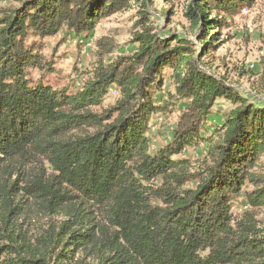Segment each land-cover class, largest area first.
<instances>
[{
    "label": "trees",
    "instance_id": "1",
    "mask_svg": "<svg viewBox=\"0 0 264 264\" xmlns=\"http://www.w3.org/2000/svg\"><path fill=\"white\" fill-rule=\"evenodd\" d=\"M151 1L26 0L0 9V264H49L54 246L63 259L52 264H264L255 215L231 213L246 184L255 187L245 193L248 205L264 206V180L254 171L264 157V104L200 67L227 19L256 0H190L185 15L202 46L196 58L190 41L160 38L144 22L133 34L132 61L104 63L115 43L96 40L99 62L75 92L31 77L53 71L45 39L63 26L87 36L131 3L145 18ZM164 68L172 70L168 96L180 101L181 114L169 143L151 153L148 122L161 108L151 88H160ZM110 89L117 99L94 112ZM220 98L235 107L206 138L203 123ZM199 141L207 142L200 170L173 159ZM31 160L34 170L21 173ZM30 204L64 219L34 243L18 219ZM78 251L90 261H73Z\"/></svg>",
    "mask_w": 264,
    "mask_h": 264
},
{
    "label": "rangeland",
    "instance_id": "2",
    "mask_svg": "<svg viewBox=\"0 0 264 264\" xmlns=\"http://www.w3.org/2000/svg\"><path fill=\"white\" fill-rule=\"evenodd\" d=\"M26 0H0V9L5 7H19ZM190 0H152L145 10V18L141 12L142 7L131 3L124 11L115 13L107 18L100 19L94 29L87 36L76 35L63 26L59 32L45 39L43 55L46 61H51L52 72H39L33 70L31 77L38 79L42 76L44 82L53 88L68 93L75 92L83 86V83L91 77L94 68L99 62L96 40L107 37L115 43L111 53L103 58L104 63L114 60L116 57L126 58V62L133 60L137 52L139 42L133 39L134 33L144 31L141 25L149 22L160 38L174 35L184 38L192 43L195 58L201 53V42H197L185 10ZM215 36L217 47L209 48V51L201 56L200 67L215 76H222L227 84L236 93L245 97L249 102L264 104V0H256L249 9H243L240 13L227 19ZM172 70L164 68L161 72L162 84L160 88L152 86L151 91L156 105L161 108L150 116L148 122L147 137L149 139V151L155 152L170 141V134L181 114L180 101L175 97L172 100L169 94L174 93V85L171 78ZM116 91L110 89L99 106L92 107L96 113L108 108L117 99ZM170 102L164 106V101ZM164 107V108H162ZM235 107L229 100L217 99L204 121L201 134L204 137H213L214 129L220 125L225 115ZM207 142L199 141L196 144L185 147L181 153L173 156V159H188L191 170H200L202 160L206 154ZM37 164L34 160L27 162L21 168V173H30ZM264 180V157L254 169ZM12 177L11 180H14ZM186 184L185 186H192ZM255 187L246 184L242 193L232 201L231 213L234 219H240L245 212H251L255 216L257 228L264 232V206L251 208L245 198V193ZM20 197H16L18 200ZM25 210L19 217L22 229L26 231L27 238L35 242V237L43 235V231L49 227L56 228L62 222L60 214H47L34 204ZM49 234H52L50 231ZM45 237L46 240L54 238V235ZM38 244H35L37 246ZM49 261L56 262L61 256V248L54 246ZM58 254V255H57ZM57 256V257H56ZM86 259L81 251L74 253V260ZM90 261L89 258L85 262ZM49 263V264H50Z\"/></svg>",
    "mask_w": 264,
    "mask_h": 264
},
{
    "label": "built area",
    "instance_id": "3",
    "mask_svg": "<svg viewBox=\"0 0 264 264\" xmlns=\"http://www.w3.org/2000/svg\"><path fill=\"white\" fill-rule=\"evenodd\" d=\"M113 90V89H112ZM115 91V90H114Z\"/></svg>",
    "mask_w": 264,
    "mask_h": 264
}]
</instances>
